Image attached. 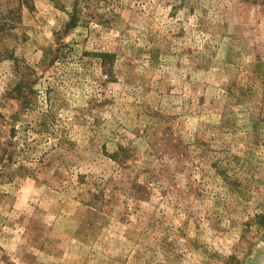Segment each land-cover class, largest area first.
Returning <instances> with one entry per match:
<instances>
[{
    "label": "rangeland",
    "instance_id": "rangeland-1",
    "mask_svg": "<svg viewBox=\"0 0 264 264\" xmlns=\"http://www.w3.org/2000/svg\"><path fill=\"white\" fill-rule=\"evenodd\" d=\"M0 264H264V2L0 0Z\"/></svg>",
    "mask_w": 264,
    "mask_h": 264
},
{
    "label": "trees",
    "instance_id": "trees-1",
    "mask_svg": "<svg viewBox=\"0 0 264 264\" xmlns=\"http://www.w3.org/2000/svg\"><path fill=\"white\" fill-rule=\"evenodd\" d=\"M254 1H261V3L264 2V0H254ZM0 29H1V28H0ZM0 32H1V30H0ZM259 218H261L260 221H262V222L264 223V213H263L262 215H260Z\"/></svg>",
    "mask_w": 264,
    "mask_h": 264
}]
</instances>
